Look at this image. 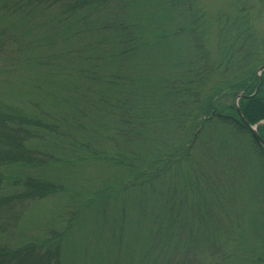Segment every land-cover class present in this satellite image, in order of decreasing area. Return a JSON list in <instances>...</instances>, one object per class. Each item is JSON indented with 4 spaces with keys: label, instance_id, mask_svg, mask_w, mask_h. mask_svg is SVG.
Listing matches in <instances>:
<instances>
[{
    "label": "trees",
    "instance_id": "16d2710c",
    "mask_svg": "<svg viewBox=\"0 0 264 264\" xmlns=\"http://www.w3.org/2000/svg\"><path fill=\"white\" fill-rule=\"evenodd\" d=\"M0 4L5 28L14 21L23 30L35 15L45 17L57 25L55 30L63 26L70 40L83 45L85 36L92 40L88 46L101 51L96 65L101 74L106 66L114 70L103 77L81 70L80 82L81 78L91 84L102 82L103 90L89 88L83 93L79 87L66 98L69 74L61 73L58 86H50L57 77L48 72L49 79L38 82L47 92L31 101L34 114L0 100V264H74V239L85 225H93L99 240L110 241L114 229L112 225L105 230L108 219L115 221V248L111 244L110 250L81 253L83 262L113 254V264H264V149L240 121L235 105L228 109L230 115L217 107L223 93L245 95L239 101L241 114L250 125H258L264 140V74L253 96L260 86L256 69L264 62V39L258 40L247 16L235 10L219 19L221 57L212 64L204 43L207 21L196 0H0ZM179 56L185 57L182 71ZM162 65L171 66L174 75L162 73ZM211 75L218 76L219 84L201 99V86ZM113 93L115 109L109 110L115 111L110 136L115 137V158L104 162L101 151L92 154L95 162L115 167V186L78 198L79 209L64 229L28 241L20 234L18 246L4 243L6 235L19 233L31 204L67 192L56 180L28 173L50 165L42 159L47 153L34 144L48 141L54 132L60 136L56 144L66 143L62 152L91 153L80 151L71 142L77 137L67 138L51 123L68 121L66 114L51 115L53 102L84 98L93 112L94 107L104 108ZM72 128L88 140L94 132L98 136L90 125ZM243 135L249 140L245 142ZM198 149L202 150L197 163ZM214 158L226 163L216 164ZM224 170L241 177L245 192L241 184L240 193L232 196L237 188L232 178L223 184L216 176ZM103 179L100 186L111 183L108 177ZM177 179L183 181L178 193L170 189ZM224 193L230 196L224 198ZM242 198H247L245 205L236 206Z\"/></svg>",
    "mask_w": 264,
    "mask_h": 264
},
{
    "label": "rangeland",
    "instance_id": "374dc122",
    "mask_svg": "<svg viewBox=\"0 0 264 264\" xmlns=\"http://www.w3.org/2000/svg\"><path fill=\"white\" fill-rule=\"evenodd\" d=\"M198 9L201 10L205 20L207 21V39L205 40V49H208L209 60L211 63H216L221 57L220 47V26L219 19L232 15L237 10L243 16H247L246 22L250 21L251 30L257 32L258 40L264 39V0H196ZM0 4V11L2 10ZM55 17L59 16V12L54 10ZM61 14V13H60ZM62 15V14H61ZM47 18L39 15L34 16L31 24L28 27L21 30L23 27L16 25L14 21H10V26L6 27L0 23V100L2 103L23 107L28 112L34 114V109L31 107V101L40 99L42 93L47 92V89L38 87V82L43 80L46 76L49 79L48 72L57 79L50 85L59 84L60 78L58 76L61 73L69 74V93L64 95L66 98L71 96L75 90L79 87L82 88L83 93L87 92L89 88L94 91L103 86L102 82L99 84H91L88 80H79L80 71H91L99 74L100 76L107 75L114 72L112 68L106 66L104 74H101L97 65L99 55L101 51H96V47L92 48L88 46L92 40L85 36L84 45L83 41H77L76 39L70 40L65 36V30L63 26L58 29H54L57 25L49 24L46 21ZM246 26H249L246 24ZM250 30V29H249ZM252 34V32L250 31ZM58 35L55 37V35ZM54 36V39H52ZM50 40V41H47ZM96 51V52H95ZM67 55V56H66ZM66 59L63 61L64 57ZM264 58V56H262ZM181 71L185 67L184 56H179ZM86 61V62H85ZM85 62V63H84ZM91 65V66H90ZM264 66V62H262ZM260 65V66H262ZM260 66H257L256 72ZM162 73L173 76L175 71L171 72V66H160ZM104 69V68H102ZM47 79V80H48ZM46 80V81H47ZM217 75H211L208 82L201 86V99L212 95L214 87L219 84ZM45 81V82H46ZM217 85V86H216ZM104 87V86H103ZM103 89H99L98 93ZM195 90H192V94H195ZM227 93V92H226ZM223 93L217 99V107L219 112L230 115L229 108H232L236 103V97L230 95V93ZM192 95V96H193ZM194 97V96H193ZM88 98V97H86ZM38 101H34V104ZM53 109H50L51 115L57 116L59 113L67 115V122L55 123L51 120V123L56 124L57 128L67 135H73L77 138H72L71 142L79 147L81 150H91V153L82 152L77 154L76 150L63 151L62 149L66 143L56 144L60 139V136L52 132L48 141L36 142L34 145L39 147L43 152H46L48 157H42L50 163L45 170H28V173L33 176H44L47 179L56 180L63 184L67 189L64 194L56 198H51L39 204L34 203L30 205V210L26 214V220L19 226V233L17 231L6 235L3 238L4 243H10L18 246L19 236L25 235V240L28 241L32 237H46L51 230H62L67 226L68 220H70L74 213H76L78 207V198L85 196L88 198L96 192L99 193V189L105 186H115V167L110 166L104 162H109L115 158V137L114 140L110 137L112 132L115 131V111L111 112L110 109H115V93L110 95L109 102L104 108L94 107L93 112H90L91 108L88 101L83 100L81 102L70 100L69 102L54 101ZM101 103V102H100ZM92 111V110H91ZM100 111V112H99ZM88 112V115L85 114ZM90 112V114H89ZM44 114V112H41ZM36 113V114H41ZM86 115V116H84ZM76 119V120H75ZM75 125L78 129L83 128V125L89 128L96 127L98 136L93 133L92 140H88L85 133L74 134L72 126ZM93 131H91L92 133ZM224 133V132H223ZM206 137H208L206 135ZM246 142L249 139L247 136H242ZM44 144V149L41 147ZM203 142L200 143L201 147ZM72 148V147H71ZM202 149H198L196 154V162L199 161L198 153ZM58 155H53V152ZM97 151H101L102 160L95 162L96 157L93 155ZM204 153L209 151L203 150ZM93 153V154H92ZM44 155V154H42ZM53 157V158H52ZM217 163H226L224 159L214 158ZM218 168L221 166L216 165ZM183 171H186L184 168ZM11 171L8 172L10 174ZM103 175V176H102ZM213 176V175H212ZM216 176L223 180V184L232 178V184L237 186L236 190L232 193H240V186L245 185L242 192L246 190V183L241 177L230 176L228 170L216 173ZM108 177L111 180L109 184L102 183L100 186L99 179ZM104 180V179H103ZM103 182V181H102ZM242 184V185H241ZM100 186L99 188H97ZM213 188H216L212 184ZM244 187V186H243ZM170 189L175 192L183 190V181L177 179L170 185ZM167 192H165L166 194ZM230 196L224 193V198ZM213 195V199H214ZM247 202V198L238 200L236 206H243ZM195 206V203H193ZM241 208V207H240ZM239 208V209H240ZM247 215V213H246ZM225 219V218H223ZM107 220V219H106ZM113 225L114 235L110 241L99 240L94 233L96 229L94 226L84 227V232L74 239L73 253L75 257L74 264H113L115 263V256L113 254L107 257H101L99 254L95 257L88 258V261L83 262L81 259V253L91 254L90 250H110V245L113 244L115 248V221L112 222L108 219V223L104 224V227L111 228ZM43 237V238H44ZM88 250V251H87ZM103 259L106 263L103 262Z\"/></svg>",
    "mask_w": 264,
    "mask_h": 264
},
{
    "label": "water",
    "instance_id": "95a60500",
    "mask_svg": "<svg viewBox=\"0 0 264 264\" xmlns=\"http://www.w3.org/2000/svg\"><path fill=\"white\" fill-rule=\"evenodd\" d=\"M264 73V67H261L258 72H257V78L260 80L261 84H262V74ZM258 92H255L254 95H256ZM243 98V96H239L236 100V110L238 113V116L242 122V124L250 131L253 139L256 141V143L261 146L264 149V140L260 137L258 131H257V126H252L250 125L243 117V115L241 114L240 108H239V100Z\"/></svg>",
    "mask_w": 264,
    "mask_h": 264
}]
</instances>
